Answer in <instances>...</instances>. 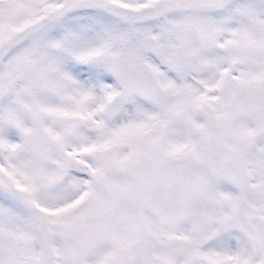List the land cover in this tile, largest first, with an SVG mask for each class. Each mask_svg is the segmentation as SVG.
Returning <instances> with one entry per match:
<instances>
[{
    "label": "snow or ice",
    "instance_id": "obj_1",
    "mask_svg": "<svg viewBox=\"0 0 264 264\" xmlns=\"http://www.w3.org/2000/svg\"><path fill=\"white\" fill-rule=\"evenodd\" d=\"M0 264H264V0H0Z\"/></svg>",
    "mask_w": 264,
    "mask_h": 264
}]
</instances>
